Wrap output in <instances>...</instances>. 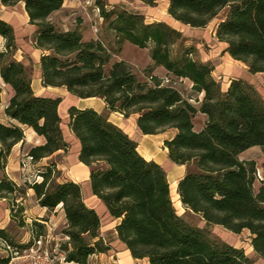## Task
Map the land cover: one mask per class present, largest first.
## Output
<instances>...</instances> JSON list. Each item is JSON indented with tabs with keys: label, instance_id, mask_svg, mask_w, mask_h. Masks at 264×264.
<instances>
[{
	"label": "trees",
	"instance_id": "1",
	"mask_svg": "<svg viewBox=\"0 0 264 264\" xmlns=\"http://www.w3.org/2000/svg\"><path fill=\"white\" fill-rule=\"evenodd\" d=\"M141 1L153 7L161 0ZM166 1L168 15L191 28H205L224 12L215 38L249 73H264V0ZM0 2L7 7L24 3L29 24L36 28L34 46L42 51L39 63L44 87H63L82 99L100 98L108 112L125 118L136 116L143 134L173 131L164 147L171 162L185 166L176 187L182 208L206 225H219L236 234L247 230L253 252L264 259V185L255 191L257 164L239 159L240 153L251 147L264 148V99L253 85L231 79L222 90L211 66L194 60L186 51H174L182 35L165 22L147 23L143 15L123 11L109 23L118 45L111 52L102 40H84L78 28H56L51 17L62 9L64 0ZM103 2L95 0L98 6ZM0 36L5 40L0 77L13 91L5 112L15 122H0V199L11 202L10 218L22 228L26 223L18 198L26 189L11 181L4 168L12 147L24 140L23 127L45 139L44 144L28 151L32 164L59 150L67 152L69 144L58 112L61 98L34 94L31 68L14 58V31L1 18ZM125 41L150 49L152 71L144 80L125 60L112 61L113 53L119 52ZM157 67L166 71L164 77L154 73ZM183 79L191 82L192 92L202 95L201 99L186 97L176 87ZM199 113L206 121L196 131L193 120ZM68 119L80 145L78 160L90 168L92 193L118 220L116 236L133 259H145L147 264H254L242 249L211 238L205 229L178 214L166 171L155 161L144 159L137 143L106 114L71 106ZM60 176L50 164L35 170L24 183L34 191L41 207L63 209L66 226L59 250L65 259L88 264L92 255L106 253L110 246L98 235L100 216L83 202L80 185L58 182ZM28 231V240L18 248L13 246L9 230L0 228V248L7 252L0 264H9L13 255L27 251L34 239L48 233L45 224L38 222H32Z\"/></svg>",
	"mask_w": 264,
	"mask_h": 264
},
{
	"label": "crops",
	"instance_id": "2",
	"mask_svg": "<svg viewBox=\"0 0 264 264\" xmlns=\"http://www.w3.org/2000/svg\"><path fill=\"white\" fill-rule=\"evenodd\" d=\"M164 1L165 5V12L167 13L168 8V2L166 0ZM72 6V0H64L62 10H65L66 8H70ZM20 9L21 16L22 17H16L14 10ZM146 6L142 7V11L148 12ZM60 11L54 13L51 17L52 22L55 24L56 28H58L61 31H68L72 29H76L75 25H72L70 22L66 23L64 25H57L56 21H54V17L56 14H58ZM168 15V13H167ZM0 18L4 21H6L8 24L11 25L14 31L15 36V43L17 50L15 52L14 58L22 62L25 66H29L30 63H32L34 72L32 74L31 79V88L35 95L40 97H47V98H61V100H65L66 98H70L71 103H73L71 106H75L78 109H84V108H93L97 112L100 113H106L107 117L110 122L120 127L125 133H127L132 140H134L137 143V150L140 153V155L146 159V160H153L162 167L164 164H170L175 165L179 168H182L183 173L181 174L180 178L185 173V166H179L174 164L168 159L167 155V149L164 147V141L163 140V150L161 152L157 153V150L155 148L156 143V137L159 134H143L139 128L136 125V116H130L128 118H125L122 114L118 112H108L106 110V105L104 101L100 98H78L76 96H73L67 92V90L63 87H44L41 80V69H40V57L42 55V51L37 49L34 46L33 43V35L35 33L36 28L29 24V18L28 15L24 9V3L18 2L14 6H3L0 2ZM168 20L171 21L173 28L180 30L181 28L190 27L188 25L181 24L180 22H177L173 20L171 17H166ZM223 18L220 17L215 25V29L219 21ZM207 27V26H206ZM205 27V28H206ZM193 29H203V28H193ZM215 32V31H214ZM213 32V34H214ZM83 39L85 40L84 33H82ZM214 36V35H213ZM215 37V36H214ZM94 39L96 40L97 37L92 36L88 38V40ZM216 39V38H215ZM217 40V39H216ZM218 42V41H217ZM222 48V51L224 53L225 62H220L214 66V69L212 70V76L218 81L222 76L224 79L227 78V84L225 85V89H227L229 82L231 79H243L253 85V87L256 89V91L259 93V95L264 99V73H256L251 74L248 71V68L243 63L236 61L232 59L227 52L224 51L226 45L224 43L218 42ZM5 50V40L3 37L0 36V52ZM148 65H152V61L149 58ZM161 68V69H160ZM155 68L154 73L159 75L160 77H164L166 75V71L160 67ZM156 70V71H155ZM159 70V72H157ZM187 80V79H186ZM189 81V80H188ZM190 86L191 82L189 81ZM13 95V91L11 87L7 84H5L1 77H0V122L3 124H10L15 123L12 121L8 116L6 115L5 109L8 105L9 99ZM202 96V95H201ZM77 98V99H76ZM200 97L199 99H201ZM198 105V103H197ZM61 104L58 106V112ZM69 106V107H71ZM69 109V108H68ZM64 111V109H62ZM63 112L61 113V115ZM60 115V113H59ZM60 115V117H61ZM63 119V116L61 117ZM198 120V123H195V121ZM61 124L65 123V127L62 128V133L64 136L65 141L69 144V150L67 151V154L63 150H59L57 152H54L50 156L44 157L39 161H36L35 163L31 164L29 169L27 171H24V169L21 167V161L24 159V156L28 153L30 148L39 146L44 144L45 139L42 136H39L36 134V132L29 127L24 126V140L22 142H19L15 144L12 147L11 153L7 159L4 171L6 176L13 181L18 187H22L26 189V193L24 196L18 198L19 204L23 207V216L24 221L26 223V228L28 231V228L32 222H38L45 224L48 232H51V249L52 251L59 250V243L62 240V232L63 229L66 226V219L64 215V211L61 208V206H57L54 210L49 211L47 208L41 207L38 204V201L35 197L34 191L31 188H28L25 186V179L29 177L35 170L38 169H45L48 165L53 164L55 165L56 169L61 172L62 176L58 178V182L62 181H72L75 183H78L81 187V194L82 199L85 205L89 208L94 209L97 214L100 216L101 219V226L98 231V235L104 239L103 235V227H102V220L106 219L109 221L112 225V235L114 239V244L119 246V254L120 257L118 258V261L120 264H136V262H139L138 259H133L130 255V252L126 249L125 245L117 238L115 226L118 222V220H115L110 216L108 213V210L104 203L98 199L96 196L93 195L90 181H89V174H90V168L83 163H81L78 160V154H79V141L77 138L73 135L71 130L68 127V116L64 120H61ZM206 121V116L199 113L195 116L193 123H194V130L200 131ZM61 125V126H62ZM161 134V133H160ZM70 144L72 145V152L70 151ZM252 150H255V157H244V151L240 153L239 159L242 161H250L253 160L257 164V168L261 164L262 167H264V148H261L259 146L251 147ZM66 154V155H64ZM57 157H59L57 159ZM164 169V168H163ZM31 171H33L31 173ZM168 179V176H167ZM178 181V180H177ZM175 181V183H177ZM169 182V180H168ZM170 184V183H169ZM14 222L10 218V207L7 203V200L0 199V228H8L10 225H12ZM29 236V231L27 232ZM29 238V237H28ZM28 240V239H27ZM26 240V241H27ZM26 241H21L26 242ZM110 249L107 251H111L113 246L110 245ZM106 252V253H107ZM4 254V255H2ZM105 253H100L97 255H104ZM96 254L92 255L89 258V261L91 258H96ZM7 252L0 248V258L6 257ZM143 264H147V261L143 259ZM89 263V262H88Z\"/></svg>",
	"mask_w": 264,
	"mask_h": 264
},
{
	"label": "rangeland",
	"instance_id": "3",
	"mask_svg": "<svg viewBox=\"0 0 264 264\" xmlns=\"http://www.w3.org/2000/svg\"><path fill=\"white\" fill-rule=\"evenodd\" d=\"M164 1H159L153 7L145 5L141 0H104L103 6H98L95 3V0H72V6L70 8H66L65 10L60 11L54 17V21L58 23L57 25H64L66 23H71L78 28L81 33H84L85 40L88 38L95 36L98 40H102L103 43L109 48L111 52L117 48V39L112 30L109 29V23L111 20L123 11H127L132 14H140L143 15L145 21L147 23L153 22H165L166 24L172 26L170 20L166 17H170L165 12ZM146 6L147 9L149 7L151 10L148 12L142 11V7ZM103 7V9H102ZM96 8L99 9V12L96 11ZM14 14L16 17H22L20 9L14 10ZM224 12H220L219 15L214 18L206 28L203 29H193L191 27L181 28L180 31L182 38L178 41L177 45L174 47V51L180 52H188L190 57L194 60L207 64L214 69V66L218 63L225 62L224 53L220 44L217 42L215 37L213 36V32L215 31V25L220 17H222ZM106 17H110L106 19ZM173 27V26H172ZM96 30V31H95ZM215 33V32H214ZM150 58V49L149 48H138L129 42L125 41L121 44V50L119 52L113 53L112 61L115 60H125L129 63L130 67L133 69V72L140 78L144 80L146 76H148L150 69L149 63ZM29 67L31 68L32 74L34 72V68L32 63H30ZM160 68V67H158ZM161 69V68H160ZM156 71V70H155ZM159 72V70H157ZM221 84L222 90L225 89V85L227 84V78L224 79L223 76L218 79ZM176 87L187 97L200 98L201 95H197L192 92L191 86L188 80L183 79L180 82H177ZM71 98V96H70ZM70 98H66L61 101L59 113L63 112L61 117L63 116L64 120L68 116V108L73 103H71ZM77 99V98H76ZM64 109V111L62 110ZM104 114H107V112ZM62 122V121H61ZM198 123V120L195 121ZM62 125V124H61ZM65 127V123L61 126V129ZM174 134L173 131L167 130L164 133L157 135L155 148L158 152L163 150V140L169 139ZM66 152V151H65ZM72 152V145L70 144V151ZM255 150L249 148L245 150L243 153L244 157H252L255 155ZM67 154V152H66ZM64 154V155H66ZM59 157H57L58 159ZM21 167L24 171H27L31 165H27V167H23L21 162ZM166 174L168 176V180L170 183V195L173 201L175 208L177 209L178 214L183 215V217L190 223L197 225L207 231L209 236L214 239H218L224 241L235 248L242 249L245 255L254 263V264H264V259L259 258L251 247V235L247 230H243L242 232L236 234L222 226L219 225H206L205 222L198 216L192 215L190 213L185 212L182 208L181 203L178 199V194L176 192L177 181L181 174L183 173L182 168H179L175 165L164 164L163 166ZM33 171H31L32 173ZM34 173V172H33ZM1 176V172H0ZM62 176V174H61ZM60 176V177H61ZM258 181L255 183V191L261 186L264 185V167L260 164L258 167ZM7 203L10 205L11 202ZM103 227V235L104 239L108 244H112V250L100 256L97 255L96 258H91L88 264H120L118 258L119 254V246L114 244V239L112 235V225L106 219L102 220ZM11 237L13 238L16 246L21 248V241H26L28 239L27 228L18 227L15 223L10 225L8 228ZM14 248V247H11ZM4 255V254H2ZM144 261L139 260L136 264H143ZM9 264H30L29 260L22 250L17 255H13Z\"/></svg>",
	"mask_w": 264,
	"mask_h": 264
},
{
	"label": "built area",
	"instance_id": "4",
	"mask_svg": "<svg viewBox=\"0 0 264 264\" xmlns=\"http://www.w3.org/2000/svg\"><path fill=\"white\" fill-rule=\"evenodd\" d=\"M96 11L99 12V9L96 8ZM96 31V30H95ZM32 158L27 154L24 156V159L21 161L23 167L32 164ZM257 177L258 176L257 173ZM30 177H27L26 180L29 181ZM36 181H40V177H35ZM51 232H48L44 237H39L33 240L32 246L25 251V254L29 260L30 264H78L73 261H67L65 259L64 253L60 250L52 251L51 249ZM59 249V247H58Z\"/></svg>",
	"mask_w": 264,
	"mask_h": 264
}]
</instances>
